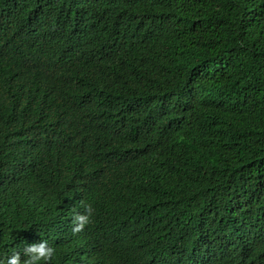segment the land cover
<instances>
[{
    "label": "trees",
    "instance_id": "1",
    "mask_svg": "<svg viewBox=\"0 0 264 264\" xmlns=\"http://www.w3.org/2000/svg\"><path fill=\"white\" fill-rule=\"evenodd\" d=\"M1 54L31 80L0 85V261L227 264L219 219L264 232V0H0Z\"/></svg>",
    "mask_w": 264,
    "mask_h": 264
},
{
    "label": "clouds",
    "instance_id": "2",
    "mask_svg": "<svg viewBox=\"0 0 264 264\" xmlns=\"http://www.w3.org/2000/svg\"><path fill=\"white\" fill-rule=\"evenodd\" d=\"M49 53V52H48ZM66 53L62 49L59 55L56 57L58 65L61 69H65L66 63L61 62V58ZM13 54H1L0 55V85L7 82L18 81L20 85L21 99L25 98L22 96L24 91L23 82L31 80L30 75L27 71L21 67L14 65L12 68L9 67ZM91 66L87 65V69ZM51 91V90H50ZM51 93L55 95L52 91ZM143 148L138 147L136 149H122L121 159L127 161V167L122 172L121 177H124L130 182L129 179V161L140 154ZM135 166L140 167L141 162L136 160ZM47 170L44 168V174ZM71 181L68 180L64 187L59 191L48 194L45 199L52 195L57 197V203L59 198L74 197L75 192L70 190ZM56 206H53L44 217H42L43 223H51L54 227L64 226V222L68 219L70 212L68 207H61L56 211ZM83 210L76 212L73 215L72 220V234L77 237L86 230L87 225L91 223V219L94 213V208L90 204H84ZM221 226V236L224 240L222 249L218 252L227 264H264V232L258 234L256 237H247L245 240L241 239V235L231 230L225 224L223 219H219ZM189 247L193 250L196 259L199 258L200 254L195 243L188 242ZM52 243H48L47 240H42L35 243L34 241L25 242L17 247L12 255L8 256L5 261H0V264H52L56 258V250Z\"/></svg>",
    "mask_w": 264,
    "mask_h": 264
}]
</instances>
